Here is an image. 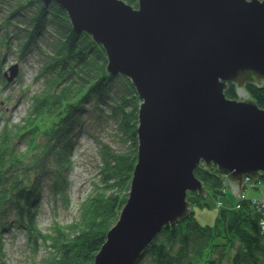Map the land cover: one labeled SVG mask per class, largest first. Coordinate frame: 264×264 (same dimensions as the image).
I'll return each instance as SVG.
<instances>
[{
    "label": "trees",
    "instance_id": "trees-1",
    "mask_svg": "<svg viewBox=\"0 0 264 264\" xmlns=\"http://www.w3.org/2000/svg\"><path fill=\"white\" fill-rule=\"evenodd\" d=\"M124 1L139 6V0ZM8 57L14 64L35 63L40 87L26 94L28 104L17 121L0 116V252L16 227L31 246L33 264H93L129 197L142 99L129 78L108 72L102 44L87 32L76 33L56 2L0 0V90L14 85L6 80L13 66L7 65ZM246 90L264 108V82L246 83ZM225 94L238 98L236 84L229 83ZM91 119L98 120V129L114 122V143L98 138ZM84 132L98 143L92 190L73 221L55 220L43 228L39 211L44 193L54 202L61 197L70 204L68 172ZM195 174L207 197L228 189L217 166L201 164ZM248 183L260 189L264 174ZM207 197L189 192L187 199L204 206ZM261 218L262 211L248 197L221 208L213 226L201 225L190 211L164 226L134 264H264Z\"/></svg>",
    "mask_w": 264,
    "mask_h": 264
},
{
    "label": "water",
    "instance_id": "water-1",
    "mask_svg": "<svg viewBox=\"0 0 264 264\" xmlns=\"http://www.w3.org/2000/svg\"><path fill=\"white\" fill-rule=\"evenodd\" d=\"M102 44L107 70L131 80L139 109L129 197L93 264H134L161 229L208 193L195 170L217 166L238 199L264 174V0H42ZM17 66L10 68L11 79ZM236 84L237 95L225 90Z\"/></svg>",
    "mask_w": 264,
    "mask_h": 264
},
{
    "label": "rangeland",
    "instance_id": "rangeland-1",
    "mask_svg": "<svg viewBox=\"0 0 264 264\" xmlns=\"http://www.w3.org/2000/svg\"><path fill=\"white\" fill-rule=\"evenodd\" d=\"M7 62L8 66L15 65L14 63H16V61L11 60L9 57L7 58ZM19 66L20 70L18 69V74L22 75L24 85H13V89L7 87L0 90V116H10L14 121H17L25 112L28 104V99L25 97L26 94L32 93L40 87L39 82L35 81L37 75L34 69L35 63L30 66L26 62H23ZM9 74L11 75V72ZM236 99L240 100L242 98L238 97ZM90 122L95 123L92 130L98 134L100 140L114 143L113 135H115V128L113 121L108 124L102 123V129H98L96 126L98 120L91 119ZM97 144L95 137L91 136L89 132H84L77 139L72 154L73 166L68 172L70 183L68 196L70 197V204L67 206L61 197H57L58 201L54 202L44 193L39 211V222L43 228L50 227L55 220L68 223L79 216L80 202L92 190L93 181L97 177L99 164ZM221 175L226 180V177L223 174ZM251 179L255 180L247 178L246 181L249 182ZM226 183L228 185L227 180ZM260 187L258 189L254 187V184L248 183L247 192L245 194L242 192V197L254 199L257 206L259 201L264 200V185L262 184ZM237 200L239 199L232 195L228 186L227 191L223 194H219L217 197L214 195L207 197L208 205L193 206V211L201 225L213 226L221 208L230 207L236 204ZM42 254L43 252L40 251L36 257L41 259ZM33 255L31 246L27 244L25 234L14 227L6 235L3 252H0V264H33Z\"/></svg>",
    "mask_w": 264,
    "mask_h": 264
},
{
    "label": "bare ground",
    "instance_id": "bare-ground-1",
    "mask_svg": "<svg viewBox=\"0 0 264 264\" xmlns=\"http://www.w3.org/2000/svg\"><path fill=\"white\" fill-rule=\"evenodd\" d=\"M5 53H7V51H5ZM32 64H33V63H32ZM13 66H17V67H19V68H16V69H17V75H15L13 78L9 79L8 77L11 76V75L9 74V72H10V69H9V71L6 72V76H7L6 80H7L9 83H11V85H13V84H14V85H17V86L24 85V80H23L22 75H21V74H18V69L20 70V66H19V64H15V65H13ZM30 66H32V65H30ZM34 69H35V72H37V66H35ZM19 77H20V79L17 80Z\"/></svg>",
    "mask_w": 264,
    "mask_h": 264
},
{
    "label": "built area",
    "instance_id": "built-area-1",
    "mask_svg": "<svg viewBox=\"0 0 264 264\" xmlns=\"http://www.w3.org/2000/svg\"><path fill=\"white\" fill-rule=\"evenodd\" d=\"M221 205V204H220ZM260 210L262 211V218H261V227H262V230L264 231V200L263 201H259L258 202V205H257Z\"/></svg>",
    "mask_w": 264,
    "mask_h": 264
},
{
    "label": "crops",
    "instance_id": "crops-1",
    "mask_svg": "<svg viewBox=\"0 0 264 264\" xmlns=\"http://www.w3.org/2000/svg\"><path fill=\"white\" fill-rule=\"evenodd\" d=\"M246 185H247V183H246ZM247 189H248V187H246V190L244 189L243 190V194H245L246 192H247ZM233 195V194H232ZM234 196V195H233Z\"/></svg>",
    "mask_w": 264,
    "mask_h": 264
}]
</instances>
